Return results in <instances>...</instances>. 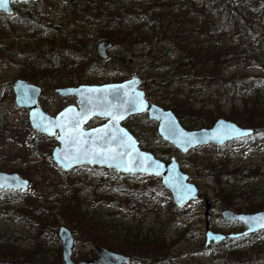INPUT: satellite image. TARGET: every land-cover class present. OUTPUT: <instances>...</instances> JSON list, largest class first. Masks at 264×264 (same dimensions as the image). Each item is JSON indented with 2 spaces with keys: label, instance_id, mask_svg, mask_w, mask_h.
<instances>
[{
  "label": "rangeland",
  "instance_id": "374dc122",
  "mask_svg": "<svg viewBox=\"0 0 264 264\" xmlns=\"http://www.w3.org/2000/svg\"><path fill=\"white\" fill-rule=\"evenodd\" d=\"M166 1L169 2V0L149 2L155 9L154 15L161 14L163 3ZM252 1L259 6L264 5V0ZM63 2L64 0H32L34 5L39 4L43 9L39 10L41 18L61 22L64 30L70 32V36L78 34L83 38L82 33L87 32L88 43L92 45V53L96 55L95 45L101 38L94 35L87 7L79 4L72 13L66 9ZM186 12L187 18L199 19V13L191 10ZM204 15H208V19L212 20L210 38L215 44L222 42L224 60H228V65L223 66L219 76L213 79L212 87L205 93L193 97L196 101L195 106L210 109L214 121L218 117L230 119V116H238L253 101L259 102L256 104V111L263 125L264 88L257 84L247 86L234 83L232 79L237 76L246 77L251 83L254 79H259L257 77L264 76V64L260 63H264V58L256 59L258 54L264 56V19L258 14H246L242 17L233 14L228 17L229 22L221 23L214 11L210 10ZM202 19L201 17L199 20ZM135 22L137 21L134 19L130 25L134 26ZM162 31L163 29L158 27L143 37H136L134 42L137 43L131 47L132 55L136 57L143 53L146 50L145 41L153 38L156 33L158 38L165 39L169 32ZM28 37L26 30L18 24L0 34V42L6 43L5 51L0 50V171L17 172L29 180L28 188L16 190L14 198L0 195V248L10 245L16 248V251L37 250L46 255L50 264H59L58 257L63 264L57 230L60 225H65L74 237L72 257L75 260L92 258L95 255V244L106 246L105 242H111L114 244L112 250L119 251L117 247L123 241L141 239L144 236L151 238L162 236L164 243L168 244L167 253L171 262L161 260L153 264H173V261L178 264H264V229L243 235L242 239L231 244L242 252L235 260L227 258L228 256L222 257V249L218 248L224 243H229V239L215 245H204V198L211 202L210 228L222 233L236 232L244 228V224L239 221L224 220L221 217L222 209L228 208L235 212L247 211V208L264 209V137L259 141L247 142L237 138L227 142V145L220 146L226 154L230 169L258 168L257 172L253 171L250 175L230 176L226 187L230 191L239 192V195L230 201L214 198L213 183L207 180L202 169L208 165L207 160L216 155L215 147L210 146L211 144L200 145L186 153L177 150L173 156L178 162L182 161L181 169L197 185L202 197L189 201L181 212L175 214L167 197L157 200L153 193L143 192L136 198L132 192L128 194L127 191H117L114 188L125 182H129L130 187L132 184L145 186L149 180H146L144 174H127L129 176H122L117 181L115 170L112 169L101 170L96 167L80 166L63 171L51 158V150L57 143L55 136H35L27 120V110L17 107L14 103L11 85L18 78L17 70L26 62L22 54L27 55L24 45L28 43ZM94 38L96 39L93 40ZM108 52L109 56L122 53L118 44L112 46ZM241 53H244L243 59L239 58ZM32 63L38 65L37 59L33 58ZM91 74L99 76L100 83H106L104 81L123 80L133 73L111 60H106L97 62L92 67ZM135 74L144 78L140 71ZM27 81L41 86L38 104L49 114H55L67 104L77 103L74 96L56 94L53 80ZM7 83L10 84V91L2 96ZM140 86L150 102L164 108H166L164 105L172 100L164 95L188 91V87L183 84L180 86L181 90L173 87L174 91L170 94L156 89L151 83H141ZM181 120L184 126L190 122L185 117H181ZM100 122L101 120L97 119L89 125ZM130 123L134 125L133 130L140 135L138 138L145 146L161 147L157 144L159 142L156 122L142 124L135 118ZM72 193L78 196L79 210L85 214V222H89L86 226L76 225L73 221L75 219L63 207ZM168 196L171 197L170 193ZM24 211L40 216L39 228H37L39 225L35 226V223L29 221V215L27 217ZM175 215L180 216L183 225L173 223ZM185 224L189 229L187 234L183 231L187 230ZM96 234L104 241L97 239ZM11 252H7L8 255L5 254L6 256L0 259L21 264L19 262L21 257Z\"/></svg>",
  "mask_w": 264,
  "mask_h": 264
},
{
  "label": "trees",
  "instance_id": "16d2710c",
  "mask_svg": "<svg viewBox=\"0 0 264 264\" xmlns=\"http://www.w3.org/2000/svg\"><path fill=\"white\" fill-rule=\"evenodd\" d=\"M151 1L155 0H64L63 4L66 9H69L72 13L79 4L85 5L90 15V23H92V28L95 31L94 35L109 39L112 42V46L118 44L121 47V54H112L105 60H100L97 55L92 53V45L88 43L89 35L87 32L82 33L83 38H80L78 34H71L70 36V32L64 30L65 27L63 24L61 26V22L41 18L39 10L43 9H41L39 4L34 5L32 0L25 3H12L13 12L11 14L0 11V34L18 24L22 29L26 30L29 36L28 43L24 45L27 55L22 54L26 62L17 70V77L31 81L41 79L50 82L53 80L54 86L100 83L99 76L91 74L92 67L97 62L111 60L116 65L128 69L131 73L140 71L144 76L142 84H154L156 89L165 91L168 94L174 91L173 87L181 90L180 86L182 84L187 86L188 91L186 93L176 91L175 94L170 96L164 95V97L172 98L171 102L164 106L170 108L180 122H182L181 117L189 119L190 122L185 126L181 123L184 127L199 128L208 126L213 122L212 111L202 108V106L197 108L193 97L205 93L213 86V79L219 76L223 66L228 65V60H224L225 51L223 50L222 42L218 44L212 42L210 38L213 28L212 20L208 19V15L204 14L210 10L214 11L221 23L229 22L228 17L233 14L241 17L246 14H258L264 19V5L259 6L252 0H169V2L163 3L161 14L154 15L153 4L149 3ZM186 10L199 13V19L201 17L203 19L187 18ZM134 19L137 22L134 23V26H131L130 23ZM158 27H161L164 33L169 32L168 36L162 39L158 38L156 33L153 38L145 41L147 44H145L146 50L143 53L136 57L132 55L131 47L137 43L134 42L136 37H143L149 31H153ZM123 41L124 43H122ZM11 43L13 44V41ZM5 45L6 43L0 42V50L5 51ZM243 54H240V59L244 58ZM33 58L37 59L38 65L32 63ZM263 58V54L256 56L257 60ZM260 63L264 64L263 62ZM257 78L259 79H254L251 83L246 77L237 76L232 80L234 83L247 86L257 84L264 88V76ZM9 91L10 84L7 83L2 96ZM258 103L253 101L238 116H230V119L237 124L253 129L251 135L241 138L246 142L259 141L264 137V124L262 125L261 117L256 111V104ZM135 118H138L142 124L154 121L150 120L145 113L131 115L122 121L123 125L138 140L141 148L149 150L163 161H167L177 152L176 148L162 140L159 135L157 136V142H159L157 144L161 147L158 145V148L145 146L138 138L140 135L133 130L134 125L130 123ZM97 119L100 118H92L90 122ZM33 134L37 137L43 136L37 131H34ZM228 143H225V145ZM210 146L215 147L217 152L213 158L207 160L208 165L202 168L204 169V175L208 181L213 183L214 198L230 201L239 195V192L230 191L226 187L230 176L237 174L250 175L253 171L257 172L258 168L235 167L230 169L226 154L221 150V147ZM193 149L195 148L191 150ZM181 162H179L180 165ZM101 170L104 169L101 168ZM114 174L117 181L122 176H129L117 171ZM145 178L149 180L145 186L132 184L130 187L129 182H125L118 184L114 188L117 191H127L128 194L132 192L133 197L136 198H139L143 192L153 193L157 200L167 197L166 199L171 204L173 214L183 210L184 206L177 207L172 202L171 197L168 196L169 191L161 184L159 176L145 175ZM15 192L16 190L0 189V195L11 198H14ZM78 204L77 194L72 193L69 201L65 202L63 207L75 219L73 221L76 225L86 226V223L89 222H85V214L80 212ZM24 214L26 216L29 215V217L27 216L29 221L35 223V226L41 223L40 216L35 215V213L24 211ZM173 223L175 225L184 224L182 220L180 221L179 215H175ZM93 226L99 227L98 225ZM39 227L40 225L37 228ZM187 227L188 225H186L187 230H183L184 234L189 231ZM98 236L96 234L97 239L103 240L98 238ZM242 238L243 235L231 238L229 243H224L221 247H218L222 249V257L228 256L227 258L233 260L238 258L242 252L231 246V244ZM105 244L111 249L114 247L111 242H105ZM215 244L213 243L212 245ZM0 249V257H5L8 255L7 252L12 251L11 253L21 257L19 260L21 264H50L46 255L37 250L16 251V248H12L10 245ZM117 250L130 255L129 264H153L161 260L171 262V258L167 253L169 250L168 244L164 243L162 236L155 238L144 236L141 239L126 240L117 247ZM58 263L62 264L60 257H58ZM172 263L178 264L175 261Z\"/></svg>",
  "mask_w": 264,
  "mask_h": 264
},
{
  "label": "water",
  "instance_id": "95a60500",
  "mask_svg": "<svg viewBox=\"0 0 264 264\" xmlns=\"http://www.w3.org/2000/svg\"><path fill=\"white\" fill-rule=\"evenodd\" d=\"M12 1L27 0H3L0 2V10L8 14L12 13L13 8L10 5ZM111 46L112 42L109 39L103 38L97 41L95 51L98 58L107 59ZM141 82V76L132 74L116 82L57 86L54 88L56 94L74 96L77 103L67 104L55 114L47 113L38 104L42 89L40 85L18 77L12 82L11 89L15 105L27 110V120L31 128L46 136H55L57 143L51 150V158L63 171L79 166H90L114 169L122 174L140 173L160 176L161 184L170 192L174 204L182 207L200 196L197 185L180 168L175 156H171L168 161H163L152 152L141 148L137 139L122 124V121L130 115L146 112L149 119L157 122L159 136L172 144L180 153H186L200 145L220 146L229 140L250 135L253 130L223 117L216 118L208 127L185 128L171 109L146 99L145 92L140 87ZM66 109L71 111L65 112ZM61 113H65L64 119L60 118ZM77 114H80V131L84 139L88 141L89 147L94 135L91 130L103 129L107 125L108 134L118 137L117 144L123 142L122 154L115 159H105L102 156L85 155L83 151L77 152L73 142L66 135L74 125L69 123L63 129L59 126L65 119L70 120ZM112 115L118 116L119 119L113 121ZM93 117L105 118V120L86 127L85 125ZM129 153L134 157L131 162H129ZM66 156L72 158L66 159ZM28 185L29 180L17 172L0 171V188L2 189L26 190ZM204 206V245L264 229V209L235 212L225 208L221 211V217L224 220H237L245 227L239 232L214 231L209 226L211 202L208 198L204 199ZM57 236L60 241L63 264H128L130 262L128 254L109 249L102 244H95L96 254L92 258L75 260L72 257L74 237L71 230L65 225H60ZM0 264L18 263L0 259Z\"/></svg>",
  "mask_w": 264,
  "mask_h": 264
},
{
  "label": "snow or ice",
  "instance_id": "6c2138e0",
  "mask_svg": "<svg viewBox=\"0 0 264 264\" xmlns=\"http://www.w3.org/2000/svg\"><path fill=\"white\" fill-rule=\"evenodd\" d=\"M0 2H3V0H0ZM71 109H66L65 112H70ZM111 114V113H106ZM65 113L60 114V118L64 119ZM119 119L118 116L112 115V120L115 121ZM71 123L74 126L70 129L66 135L68 136L69 140H71L74 144V147L77 152L83 151L85 155H97L102 156L105 159H115L118 156H120L124 150L123 148V142L120 144H117V139L114 134L109 135L106 131L107 125L104 126L103 129H93L91 130L93 132L92 136V143L89 147L88 141L84 139L83 133L80 131V114H77L76 116L72 117L70 120L65 119L64 123L59 125L62 129L66 128L68 124ZM63 139V137H61ZM113 145H116V147H113ZM66 159H71L72 157H65ZM134 159V157L131 156L129 153V162Z\"/></svg>",
  "mask_w": 264,
  "mask_h": 264
},
{
  "label": "flooded vegetation",
  "instance_id": "af4514ba",
  "mask_svg": "<svg viewBox=\"0 0 264 264\" xmlns=\"http://www.w3.org/2000/svg\"><path fill=\"white\" fill-rule=\"evenodd\" d=\"M145 114H146V112H145ZM95 118H98V117H95ZM100 119H102L100 123H102V122L105 120V118H100ZM156 124H157V122H156ZM88 125H89V124H87V126H88ZM201 197H202V195H201V193H200L199 198H201ZM204 199H205V198H204ZM246 210H247V211H243V212H252V211H254V210H250V208H247ZM238 212H240V211H238Z\"/></svg>",
  "mask_w": 264,
  "mask_h": 264
},
{
  "label": "bare ground",
  "instance_id": "6f19581e",
  "mask_svg": "<svg viewBox=\"0 0 264 264\" xmlns=\"http://www.w3.org/2000/svg\"><path fill=\"white\" fill-rule=\"evenodd\" d=\"M257 232V231H256Z\"/></svg>",
  "mask_w": 264,
  "mask_h": 264
}]
</instances>
